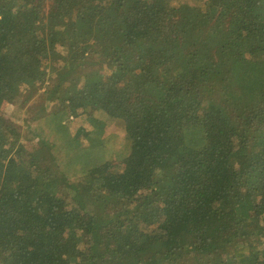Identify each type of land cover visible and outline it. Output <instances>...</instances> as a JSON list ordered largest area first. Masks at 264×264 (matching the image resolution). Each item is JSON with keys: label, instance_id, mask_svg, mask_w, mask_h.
<instances>
[{"label": "trees", "instance_id": "1", "mask_svg": "<svg viewBox=\"0 0 264 264\" xmlns=\"http://www.w3.org/2000/svg\"><path fill=\"white\" fill-rule=\"evenodd\" d=\"M21 87L127 152L0 113V264H264V0H0V106Z\"/></svg>", "mask_w": 264, "mask_h": 264}, {"label": "rangeland", "instance_id": "2", "mask_svg": "<svg viewBox=\"0 0 264 264\" xmlns=\"http://www.w3.org/2000/svg\"><path fill=\"white\" fill-rule=\"evenodd\" d=\"M43 90L40 89L32 100L22 104V100L24 97L26 98V89L21 87L17 94L18 103L11 105L6 102L3 103L0 106V113L13 119L21 126L22 130L29 123L30 129L25 130L32 134L31 138L35 137L32 130L40 127L43 135L55 139L59 146L62 144L69 147L71 145L72 148L87 151L90 156L100 154L104 159L119 162L127 152V140L120 120L107 119L100 111H79V114L75 117L70 116L65 120L61 118L63 120L60 124L62 128H59L55 122L60 119V110L53 106L54 108L51 110L42 111L34 106ZM31 138L23 135L22 142L26 144L28 139ZM57 155L61 156V162L65 161L66 166H69L71 159H69L67 152L59 151Z\"/></svg>", "mask_w": 264, "mask_h": 264}]
</instances>
